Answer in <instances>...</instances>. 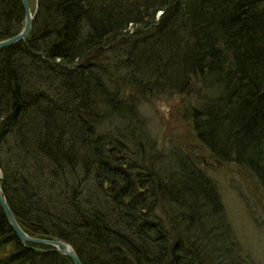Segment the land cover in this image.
<instances>
[{
    "label": "trees",
    "instance_id": "16d2710c",
    "mask_svg": "<svg viewBox=\"0 0 264 264\" xmlns=\"http://www.w3.org/2000/svg\"><path fill=\"white\" fill-rule=\"evenodd\" d=\"M27 1V36L0 50V187L19 228L81 264H254L199 153L264 197V0ZM22 24L0 0V41ZM174 96L196 148L160 146L140 113ZM27 247L0 210V264H72Z\"/></svg>",
    "mask_w": 264,
    "mask_h": 264
},
{
    "label": "rangeland",
    "instance_id": "374dc122",
    "mask_svg": "<svg viewBox=\"0 0 264 264\" xmlns=\"http://www.w3.org/2000/svg\"><path fill=\"white\" fill-rule=\"evenodd\" d=\"M31 13H34V9ZM158 15L159 12L156 13ZM181 99L182 96L163 98L140 109L150 134L162 147L169 142H183L198 147L192 142L194 139L188 123L180 119V110L183 108ZM199 157V165L205 168L207 176L216 184L226 219L241 251L248 255L252 263L264 264V197L256 180L234 164L209 165L206 152H200Z\"/></svg>",
    "mask_w": 264,
    "mask_h": 264
},
{
    "label": "water",
    "instance_id": "95a60500",
    "mask_svg": "<svg viewBox=\"0 0 264 264\" xmlns=\"http://www.w3.org/2000/svg\"><path fill=\"white\" fill-rule=\"evenodd\" d=\"M20 5H21V10L23 12V24L20 30L15 35H13L12 37L6 40L0 41V50L8 46H11L15 43L23 41V39L27 36L30 30L33 14L29 9L27 0H20ZM0 178H1V174H0ZM0 210L13 236L24 247L27 244L32 246L45 247V249H39L34 247H29V249L36 250L41 253H49V252L57 253L68 258L72 264H81L79 259L77 258V256L75 255V253L68 244L58 240L31 238L28 237L26 234H24L23 231L17 225L16 221L14 220L12 213L10 212L7 204L5 203V200L1 195V187H0Z\"/></svg>",
    "mask_w": 264,
    "mask_h": 264
},
{
    "label": "bare ground",
    "instance_id": "6f19581e",
    "mask_svg": "<svg viewBox=\"0 0 264 264\" xmlns=\"http://www.w3.org/2000/svg\"><path fill=\"white\" fill-rule=\"evenodd\" d=\"M31 27V26H30ZM16 44V43H15ZM14 45V44H13ZM9 47V46H8ZM168 97V96H167Z\"/></svg>",
    "mask_w": 264,
    "mask_h": 264
}]
</instances>
